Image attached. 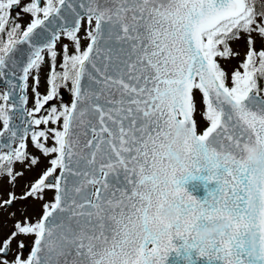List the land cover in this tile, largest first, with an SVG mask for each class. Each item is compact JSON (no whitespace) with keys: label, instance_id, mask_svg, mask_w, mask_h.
Returning <instances> with one entry per match:
<instances>
[{"label":"snow or ice","instance_id":"snow-or-ice-1","mask_svg":"<svg viewBox=\"0 0 264 264\" xmlns=\"http://www.w3.org/2000/svg\"><path fill=\"white\" fill-rule=\"evenodd\" d=\"M0 264H264V0H0Z\"/></svg>","mask_w":264,"mask_h":264},{"label":"rangeland","instance_id":"rangeland-1","mask_svg":"<svg viewBox=\"0 0 264 264\" xmlns=\"http://www.w3.org/2000/svg\"><path fill=\"white\" fill-rule=\"evenodd\" d=\"M257 46L259 47V43H258ZM232 47H233V50L235 52H239L240 53V56L236 57V58H233L230 61L224 63V66L227 69H229V70H231V69H233V68L238 66V63L243 59L244 53L246 51V44H245V41L243 39H241L240 41L234 42L232 44ZM47 72H48L47 64L42 65L41 72H40V75H41L40 91L42 93L45 91L44 77L46 76ZM30 83H31V81H30ZM29 95H30L29 108H31L32 104H33L31 88H30V91H29ZM69 96H70V94H69ZM70 98H71V96H70ZM41 127H43V126H41ZM36 174H37L36 172H26L25 173V178L20 181V186L18 187L17 191H21L25 181L32 179ZM4 187H5V190H7L8 185H7L6 181H5ZM51 194H52L51 192L48 193V198L51 197ZM16 207L20 208L22 206L20 204H17ZM28 207H29V210H34V211H37V212L39 211V205L36 202L30 201L29 204H28ZM12 211H15V209H12ZM4 217H5V219L7 218V213H4ZM8 223H9V226H10L11 222L8 221Z\"/></svg>","mask_w":264,"mask_h":264},{"label":"water","instance_id":"water-1","mask_svg":"<svg viewBox=\"0 0 264 264\" xmlns=\"http://www.w3.org/2000/svg\"><path fill=\"white\" fill-rule=\"evenodd\" d=\"M209 187H213V185H209ZM205 192L202 190L201 192L197 193V195L203 196Z\"/></svg>","mask_w":264,"mask_h":264}]
</instances>
